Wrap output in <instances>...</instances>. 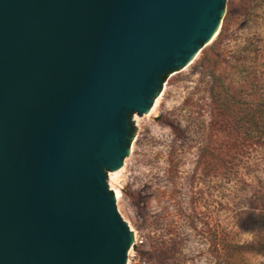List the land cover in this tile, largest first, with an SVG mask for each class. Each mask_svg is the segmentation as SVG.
Instances as JSON below:
<instances>
[{
  "label": "water",
  "instance_id": "water-1",
  "mask_svg": "<svg viewBox=\"0 0 264 264\" xmlns=\"http://www.w3.org/2000/svg\"><path fill=\"white\" fill-rule=\"evenodd\" d=\"M225 15L226 0H0V264H127L108 173L132 115Z\"/></svg>",
  "mask_w": 264,
  "mask_h": 264
},
{
  "label": "rangeland",
  "instance_id": "rangeland-1",
  "mask_svg": "<svg viewBox=\"0 0 264 264\" xmlns=\"http://www.w3.org/2000/svg\"><path fill=\"white\" fill-rule=\"evenodd\" d=\"M244 1L226 0L223 21L230 12L233 34H247ZM260 10L252 13L264 36ZM217 39L166 74L148 113L132 115L130 153L108 173L135 236L127 264H264V253L239 248L264 240V140L229 127L211 147L216 156L205 155L210 112L202 56ZM223 49L230 53L233 45L227 40Z\"/></svg>",
  "mask_w": 264,
  "mask_h": 264
},
{
  "label": "trees",
  "instance_id": "trees-1",
  "mask_svg": "<svg viewBox=\"0 0 264 264\" xmlns=\"http://www.w3.org/2000/svg\"><path fill=\"white\" fill-rule=\"evenodd\" d=\"M262 7L264 0L244 1L246 35L232 33L233 19L229 12L218 39L202 56L210 112L205 155L216 156L218 149L211 150V147H218L216 138L221 130L229 127L245 135L258 133L259 141L264 140V36L255 31L256 13H252L261 11ZM227 40L233 45L230 53L223 49ZM165 80L166 76L163 82ZM239 248L248 253H264V240H255Z\"/></svg>",
  "mask_w": 264,
  "mask_h": 264
},
{
  "label": "bare ground",
  "instance_id": "bare-ground-1",
  "mask_svg": "<svg viewBox=\"0 0 264 264\" xmlns=\"http://www.w3.org/2000/svg\"><path fill=\"white\" fill-rule=\"evenodd\" d=\"M210 43H211V42H210ZM210 43H208L207 45H209ZM196 58H197V57H195V59H196ZM192 62H193V61H191L190 63H192ZM190 63H189V64H190Z\"/></svg>",
  "mask_w": 264,
  "mask_h": 264
}]
</instances>
